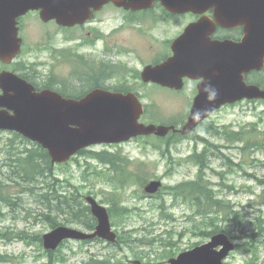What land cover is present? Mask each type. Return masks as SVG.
I'll return each mask as SVG.
<instances>
[{
	"label": "rangeland",
	"instance_id": "rangeland-1",
	"mask_svg": "<svg viewBox=\"0 0 264 264\" xmlns=\"http://www.w3.org/2000/svg\"><path fill=\"white\" fill-rule=\"evenodd\" d=\"M111 15L106 14L107 30L114 23H110ZM123 19L126 25L109 41V49L102 45L65 48L56 65L58 49L54 47L25 48L23 58L44 75H49L54 66L57 80L78 77L67 88L73 96L98 78V83L108 90L137 92L146 107L144 123L171 125L167 122L187 117L184 98L143 84L139 77L145 65L167 54L168 42L191 17H167L157 8L148 17L137 18L141 22L138 27L135 20L130 25L129 19ZM121 39L125 40L123 44L115 42ZM150 46L153 49L147 55L154 56L153 60L143 54ZM31 51V55H26ZM80 63H85L81 73L74 67ZM257 80L264 85V71L252 75V82ZM37 81L47 85L46 80ZM8 138L11 137L1 134L0 163L15 152L14 147L7 145ZM24 146H16L23 152L17 156L16 150L15 158H28L26 152L33 147ZM32 155L36 170L32 172L24 163L18 168V163L11 172L18 182L20 177L27 176L30 183L26 186L7 183L8 173L0 177L4 182L0 197L13 193L6 207H0V234L6 236L0 238V264H90L94 255L103 264H168L171 258L212 238L213 224L202 219L203 212L212 209L211 197L226 210L219 217H208L214 218V226L235 244L225 264H264V102L225 108L195 134L180 141L171 136L142 137L120 145H99L51 168L41 153ZM157 180L163 182L161 191L155 197L145 198L144 186ZM192 182H198L208 197L191 195ZM9 184L12 186L8 187ZM177 192L188 199L175 196L174 200ZM84 196H92L104 207L117 210L115 218H111L112 227L119 238H131L128 243L132 248L97 238L87 245L67 241L54 253L44 249L43 236L56 227L92 232L86 223L93 216L82 211V206H87ZM47 199L51 200L50 208ZM18 200L19 209L13 210L11 206ZM114 204L118 208L124 206V212Z\"/></svg>",
	"mask_w": 264,
	"mask_h": 264
},
{
	"label": "water",
	"instance_id": "water-1",
	"mask_svg": "<svg viewBox=\"0 0 264 264\" xmlns=\"http://www.w3.org/2000/svg\"><path fill=\"white\" fill-rule=\"evenodd\" d=\"M55 1V0H54ZM119 6L129 9L149 8L154 0H112ZM164 6L172 13L193 12L204 14L214 10L217 20H226L236 26L246 23L247 38L242 48L249 47L252 52L251 61L248 59L230 58L226 53L234 50V45H219L217 43H201L196 38L203 28L212 25L200 23L192 25L186 33L172 46L174 57L165 65L159 67H147L143 73V79L148 81H160L173 83L178 88L182 79L208 78L211 83L200 88L192 115L188 124L183 129V134L193 131L199 121L205 119L212 111L218 109L226 102L242 99L248 94L250 98H264V92L258 87L252 86L245 90L239 83V74L246 69L260 71L264 67V0H161ZM71 6L76 7L72 2ZM2 21L3 6L0 7ZM7 13V14H6ZM10 14V9L5 12ZM1 32L5 23L1 24ZM192 34V35H191ZM191 35V36H190ZM196 35V36H193ZM188 39L186 40V37ZM252 46V48H250ZM8 48H0L5 54ZM163 82V83H164ZM167 85V84H164ZM224 85L223 88L220 86ZM23 86H18L16 91V110L20 116V124H4L6 129L16 130L26 137L37 141L52 158L53 164L65 163L83 148L101 143H120L140 135H157L166 137L173 127L164 125L138 124L143 112V107L133 94H114L98 91L95 96H89L81 103L70 106L63 117L65 124H56L58 114L62 110L61 101L58 107L37 102L24 96ZM214 88L219 92H215ZM216 95H212V94ZM22 98V101H20ZM29 103V106H26ZM20 105V106H19ZM209 106V109H204ZM26 116V119H25ZM27 124H23V120ZM8 123L10 121L8 120ZM162 187L160 181H152L145 187V192L155 195ZM91 212L97 219L95 231L91 234L79 232L66 227H58L43 237L44 247L55 251L60 244L68 239L87 241L100 238L109 243H117V235L113 232L110 217L105 207L88 197ZM222 247L221 250H217ZM234 246L224 234L215 235L205 245L191 251L182 253L168 264H224Z\"/></svg>",
	"mask_w": 264,
	"mask_h": 264
},
{
	"label": "flooded vegetation",
	"instance_id": "flooded-vegetation-1",
	"mask_svg": "<svg viewBox=\"0 0 264 264\" xmlns=\"http://www.w3.org/2000/svg\"><path fill=\"white\" fill-rule=\"evenodd\" d=\"M44 3H40L34 7V9H30L26 13L19 15L16 18V23L18 27V34L17 38L21 39L22 42V49L27 48H52L53 47H63L66 44H72L74 47L84 48V47H90L96 44L98 41H100L101 37H104L103 30H105V25L107 23V19L105 18V14H107L109 11L113 12H120L122 14H126L129 12H125L121 9H118L112 2L106 3L100 7V4H102V0L100 2L93 1V0H78L77 7H69V11L75 12L79 17L75 19H64L60 18V20L53 18L50 19L52 16L48 12H50V6H53V4H56L59 8V2L61 7V12H65L68 10V4H70V0H42ZM0 3L2 4L1 0ZM4 3V2H3ZM9 5L12 7H16L17 2L16 0H10ZM47 7V12H45V8ZM173 18H182V17H191V21L182 29L179 31L178 34L175 35L173 39H178L180 36L183 35L186 28L191 25L192 23H195L199 20H201L204 17H210L212 21L213 19V13H209L206 16L203 15H196V14H188V15H173ZM63 20V21H62ZM63 22V23H62ZM1 24V20H0ZM245 25H238L236 27H222V26H216V30L214 33L210 34L208 28H203L201 32L197 35V39L200 42L208 43L209 40L213 42H224L229 41L233 44H240L243 42L245 38ZM109 35H111V32H108ZM61 35L62 38H61ZM7 38L10 39L9 43H6L5 45L9 47H14L16 42L14 39V36L12 33L6 35ZM13 39L14 41H12ZM111 40V37H109V40L106 39V43H109ZM118 44L120 41H116ZM225 52H223L224 54ZM32 51L26 55H31ZM230 56H235V53L231 50L227 52ZM165 55L164 57H166ZM154 58V56H152ZM150 55H147L148 60H153ZM19 63V59L14 60L9 66L3 65L0 61V65H2L4 68L0 67V74L4 72L14 73L15 75H18L23 80H30V82L34 85L35 88H38V81L37 79L41 80H56L55 78H52V76L44 75L41 73V71L38 69L37 66H35L36 72L29 73L26 72V70L31 69V67L28 68V60L21 61L20 68H17L16 65ZM5 64V63H4ZM40 71V72H38ZM244 81L247 85H252V83H257L261 87H264V85L260 81L252 82V72L248 73L244 76ZM204 82V78L201 79H192V78H185L183 81V85L179 90L176 89H168L164 88L158 84H150L153 86H156L159 90L169 92L173 96L182 97L185 99V104L188 109L187 117H184L183 119L175 118L176 120H180L182 124H174L177 125V128L182 129L184 124H186L187 120L189 119L192 109L194 106L195 98L199 93V86ZM263 89V88H262ZM2 89L0 85V95L2 94ZM248 103V102H243ZM252 104V103H248ZM1 111V108H0ZM186 113V111H185ZM203 124V123H202ZM4 124H0V137L1 134L8 133V135L11 138L7 139V143L10 146H14L16 144V140H18V134L13 132H7L4 131ZM195 134V132L193 133ZM174 135V141H180L182 138H177L180 135V133H173ZM192 135V134H191ZM188 135L187 137H189ZM1 142V139H0Z\"/></svg>",
	"mask_w": 264,
	"mask_h": 264
},
{
	"label": "trees",
	"instance_id": "trees-1",
	"mask_svg": "<svg viewBox=\"0 0 264 264\" xmlns=\"http://www.w3.org/2000/svg\"><path fill=\"white\" fill-rule=\"evenodd\" d=\"M32 153L33 154H35V153H41V156L47 162L48 167L49 168L52 167V164L50 163V160H48L49 157H48L47 152H45L42 149H39V151H34ZM26 165H28L30 167V169H31L32 172H33V168L34 169H37V167H38L37 164L34 161L31 163L30 160H28L26 162ZM189 185L192 186V188H193L192 189V192H191V195H193V196L198 195V196H200V198H202V197H208L206 195V193L202 189H200V186H199L198 182H192V184L190 183ZM0 186H2V183H0ZM25 192H26V190H25ZM177 194L178 195H181V194L182 195H185V194L179 193V192H177ZM212 198L213 197L210 198V202H212L211 203V208H212L211 211L208 212V213H204L203 211L199 210V212H203L202 219H203L204 222L212 223L213 224V233L212 234L215 235V234L220 233V229H219L218 226H214L215 225L214 224L215 223L214 218L208 217V215L209 214H212V215H215L214 217H219L226 210V208H224L222 206V203H220L219 201H216V199H212ZM45 199H46V197L44 198L43 201H45ZM9 201H10V199H8L7 197H4V198L0 197V202L7 203ZM47 201L49 202V208H50L51 207V204H50L51 200L47 199ZM196 201H200V200L198 199ZM200 205L201 204H196V206H200ZM114 206L118 208V205L114 204ZM221 209H222V211H221ZM228 209H229V211L232 210L231 208H228ZM118 210H122L124 212V208H120L119 207ZM82 211H83L84 214H86L88 212L90 213V209L87 206H82ZM116 212H117V210L110 209L109 213H110L111 218H115ZM95 224H96V220L94 218H88V223H86V228L88 230H93L94 227H95ZM130 239H131L130 237H120L118 239V241H119V244L122 245V247L132 248V244H129L128 243V241Z\"/></svg>",
	"mask_w": 264,
	"mask_h": 264
}]
</instances>
